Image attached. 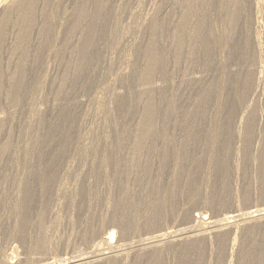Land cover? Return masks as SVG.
<instances>
[{"label": "bare ground", "instance_id": "6f19581e", "mask_svg": "<svg viewBox=\"0 0 264 264\" xmlns=\"http://www.w3.org/2000/svg\"><path fill=\"white\" fill-rule=\"evenodd\" d=\"M125 1L44 0L38 34L45 31L46 42L62 44L60 49L69 59L79 56L77 65L65 61L69 74L63 75L61 70L58 82L53 72H41L40 65L35 69L24 64L27 53L38 51V40L32 39L36 0H0V223L10 212L17 214L15 221L27 225V211L32 208L52 215L61 198L67 206H74L75 196L80 195L81 200L87 195L89 202L97 205L103 191L109 195L102 206L120 212L119 218H112L120 229L119 240L115 229H109L99 241L52 259L49 253L59 247L49 243V234L42 230L45 215L38 211L36 226L41 232L33 247L38 264H264V207L236 209L232 197V209L221 217L197 211L189 225L154 229L162 225L163 203L157 197L163 189L155 197L151 194L149 201L142 199L147 167L146 162L141 164L143 158L158 163L159 170L161 164L180 167L182 151L176 149L180 145L177 141L185 140L182 149L196 150L199 143V150H206L209 169L204 173L209 187L208 174L227 166L226 158L231 161L237 156L235 168L244 159L245 166L248 160L254 161L264 171V137L259 140L264 110L258 101L264 89L261 32L252 30L249 39L246 35L239 51H234L233 43L237 27L257 25L264 18V1L152 0L154 8L131 34L123 33L120 27ZM88 2L93 6L88 8ZM16 14L21 22L7 39L5 30ZM212 25L209 42L206 34ZM73 28L77 35L72 39L58 36ZM23 44L34 45V50L21 48ZM102 47H119L123 53L120 60L130 68L118 70L116 83L103 88L102 122L82 136L79 118L90 121L99 111L95 98L90 99L95 110L90 114L83 111L87 99L81 91L87 83L96 87L103 80L106 65L99 62ZM57 53L54 56L58 59ZM201 63H207L204 69ZM229 125L230 134L242 147L221 145V131ZM220 158L223 162L217 160ZM122 174L131 176V188L126 186L121 196L113 193L110 197L114 185L126 184ZM68 176L74 185L63 179ZM175 182L176 178L173 186ZM93 235L84 232L82 237L87 241ZM245 249L250 250L248 255ZM18 255L11 247L0 253V264H20Z\"/></svg>", "mask_w": 264, "mask_h": 264}, {"label": "rangeland", "instance_id": "374dc122", "mask_svg": "<svg viewBox=\"0 0 264 264\" xmlns=\"http://www.w3.org/2000/svg\"><path fill=\"white\" fill-rule=\"evenodd\" d=\"M40 1L36 0V9L34 11V18L36 21L34 26L36 29L34 28L32 32V36L34 35L32 39L38 40V46H37L38 51L35 53L34 47H32L34 45L27 46V44H23L21 48H24L28 50L29 52H32L34 50V53L36 54L32 58L31 56L33 52L29 54L27 53V56H25L24 58V64L27 66V68L31 67L35 69H37V65H40L41 72H44V70L53 72L54 75L57 76L56 79L59 82L61 80V78H59V76H61V70L63 71L64 69L63 75L69 74L68 66L65 63L68 61L69 63H71L69 65H72V66L75 64L77 65L78 64L77 60L79 59V56L73 55L69 59L68 54H66V52L63 54L62 49H60L62 47V44L51 43V41H50V44L49 42H46L47 38L44 35L45 31L43 32L40 31L38 34L37 29L39 28L41 29L42 26L37 25V21L42 19L41 17L42 9L44 8V3H45L44 0H40ZM152 2H153L152 0H127L124 2L125 4L123 6V14L121 17L122 19L120 22V27L123 30L122 31L123 33L131 34V32H133V30L137 28V26L145 18L146 12L151 11L154 8V5H153L154 2L153 3ZM87 4H88L87 5L88 8L93 6V4H91L90 2H88ZM19 18L20 17H18V15L16 14L14 18L9 20V24L7 25V29L5 30L7 34L4 35V36H7V39H10L9 33L11 35L12 30H15V31L17 30V22H21L20 21L21 18L20 19ZM13 23L15 25H13ZM207 24H210L209 20ZM212 26L209 28L210 30L209 33L207 32L206 34V37L209 42H211L212 40V37H211L212 30L211 29L214 30V25ZM237 28H238L237 34L235 38L233 39V43H235L234 51L236 52L240 50L241 48L240 42L242 41V39L246 38L247 36L249 39L250 34H251L250 32L252 30H257L258 32H261V34L259 33V41L261 42V49H262V54H263L262 56L264 57V31H263L264 30V18L261 17V19L258 20L257 25L255 24L252 26L248 23L247 27L245 28H241V29H239L240 27H237ZM247 28L249 32H247ZM64 31L61 32V34H58V36L61 35L59 37H62V35H66V38L72 39L73 37H75V35H77V32L74 28L72 32L66 31L64 34ZM122 34L120 35V38H119L120 40H121ZM236 44H237V47H236ZM1 49L2 48L0 47V50ZM57 51L60 53L58 54ZM100 52H101V59L99 62L101 64L105 63L106 65V68L104 71L105 75L103 74L102 76L103 80L96 87H89L87 83L86 89L81 91V92H84V95H82V97L87 99V102L84 105H82L83 111H85L87 114H90V112L95 110V107H93V104L90 101V99H93V98H95L96 100L97 107H99V111L94 116V118L91 119L90 121L81 120L82 117L79 118V125L81 124L80 125V135L82 136H87L90 133V129L92 127L102 122L101 118L104 114L105 102H106V94L103 91V88L106 86L114 85L116 83V80H117L116 74L118 70L120 69L127 70L130 68V65L128 63L120 60V56H122L123 53H120L119 47H117L116 49L115 47H113L112 49H107V48L102 47ZM56 53L58 54V59H57V56H54ZM38 56L39 58H37ZM38 59H39V63L36 62V60L38 61ZM28 60L31 62L29 63ZM4 61L5 59L3 60V62ZM90 63L92 64V61ZM206 64L207 63L202 64L200 65V67L204 69ZM41 77L44 78V74H42ZM76 78L78 80L82 79L81 77H76ZM198 92L200 93L202 91H198ZM258 101H259L260 108L264 110V89L262 90ZM227 102H229L230 104L232 103L230 102L229 99L227 100ZM75 113L79 114L80 112L75 111ZM231 121H232V118H229L228 123L230 125H231ZM230 125L227 126L226 129H223L221 131L222 132V135H221L222 142H220L221 145L226 148L230 146L232 147L234 146L236 148L242 147L241 146L242 143L234 139L233 136L230 134L229 128L232 127ZM263 131H262L263 135H261L259 140H261V138L264 137ZM196 134L202 137V135H200L199 133H196ZM177 142L180 145L177 146L176 149L180 148V152L182 151L180 153L182 154L180 155L181 162L183 160V163H181V166H183L182 168L181 166L178 168H175V167L173 168V165H167L166 167H164L163 164H161V166H158V167H161V170H159L160 168L157 169V164H158L157 162H156L157 164H154L151 161L149 162L142 158L141 164L142 163L144 164V162H146V167H147L146 169L147 172H145L144 174L145 179H144V185H143V187L146 185L145 187L147 188L144 187V194L142 196V199H146L149 201L151 199V194H153L152 197H155L156 195H159L157 191L158 190L162 191L161 189H163L162 193L157 197V199H159V202L161 200V203H163L162 211H163L164 216H162L160 220L162 222L161 223L162 225L157 226V228L154 227V229H160L162 228V226L163 228H166L167 225L168 227L171 226L170 229L174 228L172 227L174 225L175 227H181L182 225L183 226L189 225V223L191 222L190 221L191 216L195 214L197 211L198 212L202 211L204 213H207L210 217L211 216L215 218L221 217V215L225 213V211L232 209L231 207L232 203L230 202L232 197H234L235 199L234 204L236 205L235 206L236 209L238 208V209L247 210L248 208L255 209L257 207H264V199L261 196L262 191H263L262 189H264V171L259 170L257 163H255L254 161L249 162L248 160L247 165L245 166V160L242 159V161L239 164V167L235 168L233 165V162H234L233 160L236 159L237 156L233 157L231 161L229 159L227 160L226 158L227 166H225L224 168L217 167L218 168L217 170L214 169L215 173L208 174L210 176V187H209L205 184L206 180L209 181V179L206 176L207 174L204 173L205 170L208 171L209 169L208 167L209 163L207 162V157H206V150L204 149L202 153V151L199 150L200 146L197 147L199 143H196L195 144L196 150L194 149L195 151L194 150L188 151L184 148L183 149L181 148L185 140L183 142L182 141H177ZM262 142L260 141V143ZM253 145L256 146L255 143ZM175 152L179 153V150ZM50 157L56 158V154H51ZM190 157L191 159L195 157L197 158V160L195 159L190 160ZM239 158L240 157H238V161H240ZM217 160L223 162L221 158ZM193 161L196 165L195 164L192 165ZM71 165L73 166L74 163L72 162ZM177 169H180V170H177ZM156 174H158L159 176H157ZM164 174H167V175H164ZM127 175L128 174H122L123 182H125L126 184L123 185L122 187L119 184V186H116V188L114 185V188H113L114 190L111 192L112 194L110 193V197H113L114 195L113 193L117 194V196L119 195L121 196L124 190H126L125 189L126 186H129L131 188L132 186L131 176L130 175L127 176ZM158 177H160L161 179ZM125 178L127 179V181ZM149 178L150 179L152 178V179L150 180ZM174 178H176L177 182H175V185L173 186ZM63 179L74 185L75 181L71 179L70 176H68L67 178L63 177ZM154 181L157 184L153 183ZM90 183L93 184V186L96 183L93 177L90 179ZM90 183L88 184L90 188H92ZM152 184H156L155 187ZM85 186L87 187V183ZM161 186L163 187L161 188ZM197 187H199V189H197ZM152 188H153V191H152ZM85 190H86V193L89 194L90 191L88 190V188H85ZM151 191L154 193H151ZM98 195L99 197L97 198L100 199V201L97 205L95 204L96 203L95 201H92L93 203L90 201L92 203L91 204L89 202L90 197H87V195L86 197H83L81 200H80L81 198L80 195L79 197L74 195L75 196L74 206H67V204H65V201H66L65 198L58 199L57 202L55 203V207H54L55 209H53V211L54 210L55 211L54 213H52V215L50 214V211L47 214H45L44 211L42 212L38 209V211L41 212L40 216L45 215L44 216L45 221L43 222V225L45 226V228H43L42 230L46 231V233L49 234L48 235L49 243L52 241L54 243H57L59 247L58 249H55L54 251H52V253L51 252L49 253V256H51L52 259H53V256L55 257V259L58 260L61 257H65V255L66 256L71 255V253H73L74 251H80V249L85 248V246L89 244L90 242L92 243L95 241H99L100 236L103 235V233L107 232L109 229H113V228L115 229V231L117 232L116 240H119L118 232L120 229L118 226H116L113 223L112 218L117 217V216H118L117 218H119L120 212H116V213L111 212L110 210L106 209V207L102 206V203L106 201L105 199L107 195L109 194H106L105 192L100 191ZM144 196H146V198H144ZM210 202H213L212 203L213 206L208 205L210 204ZM238 205L240 208L238 207ZM87 206H88V209H87ZM38 211L35 208H32L30 211H27L28 212L27 215L30 221L27 225H24V226H22L21 223L18 222V220L15 221V218H17V214H12L9 212V214L5 216V218H3L4 220L0 223V253L1 254L6 252V250L10 251L12 247V248H16L19 255L21 256L20 257L21 260H19L18 257L16 258V260H19L20 264H38L37 262L40 263L36 255L33 254L35 252V250H33V247L35 243L37 242L35 238H37V234L41 232L38 230L36 226V222L38 221V218L40 217L38 215ZM130 230L131 229H128V232H127V236L129 237H131ZM84 232H91V233L94 232V235L89 237L88 240L85 241V239H83L82 237V234ZM31 239L32 241H30ZM241 252H243V250ZM249 252H250L249 249H245L244 254L248 255ZM175 264H178V261H176ZM180 264H182V262Z\"/></svg>", "mask_w": 264, "mask_h": 264}]
</instances>
